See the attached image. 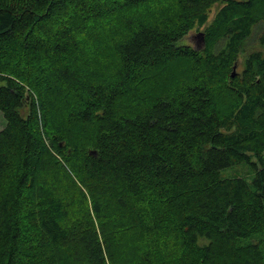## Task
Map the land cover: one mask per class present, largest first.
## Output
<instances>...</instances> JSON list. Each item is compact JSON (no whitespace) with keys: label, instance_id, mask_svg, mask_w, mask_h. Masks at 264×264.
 <instances>
[{"label":"trees","instance_id":"trees-1","mask_svg":"<svg viewBox=\"0 0 264 264\" xmlns=\"http://www.w3.org/2000/svg\"><path fill=\"white\" fill-rule=\"evenodd\" d=\"M0 112V264H264V0H0Z\"/></svg>","mask_w":264,"mask_h":264},{"label":"rangeland","instance_id":"rangeland-1","mask_svg":"<svg viewBox=\"0 0 264 264\" xmlns=\"http://www.w3.org/2000/svg\"><path fill=\"white\" fill-rule=\"evenodd\" d=\"M214 9V8H213ZM214 13V12H213ZM213 13H211V16H213ZM202 28L201 29H194L192 30L184 39L180 40L177 42L178 45H190L194 47L195 49H202L203 48V42L200 39V34L202 33ZM258 31L255 30L254 35L252 39L249 40L247 48L248 49H260L258 43H257V35ZM242 59V58H241ZM240 62L239 65L236 67L237 70L240 69ZM5 126V120L3 118L2 113L0 112V131L4 128ZM220 177L225 179V178H243L247 182H251V179L253 177V171L248 168V166L240 164L236 165L233 167H229L226 169H223L220 171ZM248 243H256L259 244L260 249L262 250L264 254V235H257L253 237L252 239L246 240Z\"/></svg>","mask_w":264,"mask_h":264},{"label":"water","instance_id":"water-1","mask_svg":"<svg viewBox=\"0 0 264 264\" xmlns=\"http://www.w3.org/2000/svg\"><path fill=\"white\" fill-rule=\"evenodd\" d=\"M199 36H201V41L203 42V37H202V35L200 34ZM233 74H232V77L234 76V73H235V67H234V69H233V72H232ZM92 154V153H91ZM94 154V153H93Z\"/></svg>","mask_w":264,"mask_h":264}]
</instances>
